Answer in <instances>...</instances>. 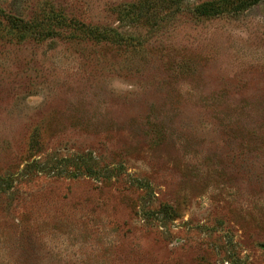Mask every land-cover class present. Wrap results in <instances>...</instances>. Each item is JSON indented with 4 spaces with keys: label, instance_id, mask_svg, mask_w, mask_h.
Wrapping results in <instances>:
<instances>
[{
    "label": "rangeland",
    "instance_id": "1",
    "mask_svg": "<svg viewBox=\"0 0 264 264\" xmlns=\"http://www.w3.org/2000/svg\"><path fill=\"white\" fill-rule=\"evenodd\" d=\"M245 1L0 0V264H264Z\"/></svg>",
    "mask_w": 264,
    "mask_h": 264
},
{
    "label": "trees",
    "instance_id": "2",
    "mask_svg": "<svg viewBox=\"0 0 264 264\" xmlns=\"http://www.w3.org/2000/svg\"><path fill=\"white\" fill-rule=\"evenodd\" d=\"M260 1H262V0H246L245 2L241 3L237 8H235L233 10V12L238 13V12L244 11L248 7L259 3ZM229 4H231V3L227 2V1H222V2H218V3L210 4V5L197 7L193 11L198 16H205V17L214 16V15L220 14L224 11H227L226 7L229 6ZM231 9H232V4H231L230 10H228V11L231 12Z\"/></svg>",
    "mask_w": 264,
    "mask_h": 264
}]
</instances>
